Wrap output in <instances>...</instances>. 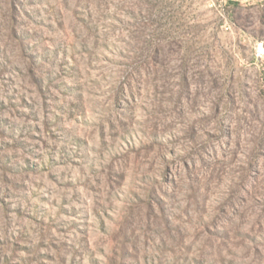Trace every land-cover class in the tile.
<instances>
[{"label": "rangeland", "instance_id": "374dc122", "mask_svg": "<svg viewBox=\"0 0 264 264\" xmlns=\"http://www.w3.org/2000/svg\"><path fill=\"white\" fill-rule=\"evenodd\" d=\"M0 264H264V0H0Z\"/></svg>", "mask_w": 264, "mask_h": 264}]
</instances>
